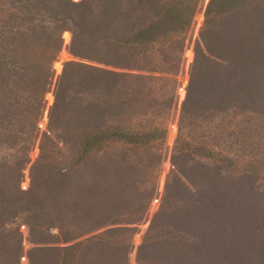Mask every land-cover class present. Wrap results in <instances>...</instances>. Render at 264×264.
Listing matches in <instances>:
<instances>
[{
  "label": "trees",
  "instance_id": "obj_1",
  "mask_svg": "<svg viewBox=\"0 0 264 264\" xmlns=\"http://www.w3.org/2000/svg\"><path fill=\"white\" fill-rule=\"evenodd\" d=\"M201 2L0 0V149L13 153L0 157L3 247L13 242L8 225L22 217L34 233L56 228L53 242L84 237L37 247L38 259L55 255L65 264L71 251L79 264H130L136 225L149 217L157 189L143 187L141 164L154 167L168 155L127 145L108 154L115 146L104 142L136 135L125 122L155 111L161 81L173 82L164 99L175 107L178 79L165 75L184 67ZM64 31L74 58L56 76ZM189 74L181 120L237 111L264 119V0H209ZM45 116L55 137L41 131ZM44 139L62 143V158ZM169 159L174 172L137 264H264V188L256 176L190 149L174 148ZM22 236L10 245L17 256Z\"/></svg>",
  "mask_w": 264,
  "mask_h": 264
},
{
  "label": "rangeland",
  "instance_id": "obj_2",
  "mask_svg": "<svg viewBox=\"0 0 264 264\" xmlns=\"http://www.w3.org/2000/svg\"><path fill=\"white\" fill-rule=\"evenodd\" d=\"M208 2L209 0H202L199 11L196 14L195 24L190 32L189 42L185 49L184 67L181 73L178 76L162 74L168 79L176 77L178 79L175 107L173 109L170 108L168 104L171 103L165 100L168 98H165V96L173 87V82L168 81L169 83L167 84L161 81L155 88V102L159 103L158 107L154 108L155 111L152 112V110H150L151 112L148 115L134 116L131 120L125 122L127 129L136 135L126 138L128 134H125L127 136L121 139L117 138L114 144L111 142L110 138L104 142L110 144V146H115L112 149H104L105 153L108 154L120 151L121 149L119 148L127 145L133 146L140 151L162 150L168 155L161 163L154 167H147V160H143L141 164L142 168H144V174L140 178L141 181H144L143 187L150 188L154 184L157 185L154 201H151L149 207L150 218L159 209L162 202L165 181L171 178L174 172L169 159V155L174 148L190 149L197 157L222 164L235 173H252L256 176L261 187L264 188L263 117L256 113L248 114L247 112L239 113L237 111V113L233 112L231 115L228 114L225 116L211 115L209 117L193 118L192 122H190L189 119L181 120L183 114L182 102L185 99L186 88L190 79V65L194 59V43L199 36V30L204 21V11ZM63 36L64 46L55 63L56 76L62 71L63 63L68 59L74 58L68 51L71 33L69 31H64ZM51 93L52 91L47 94L49 103L52 100ZM39 123L41 131H47L48 135L55 137L53 130L50 133L48 132L47 116ZM180 125L182 126L181 130L179 128ZM136 136L139 138L138 141H136L138 139ZM112 137V139H114V136ZM43 143L46 147V151L54 149L55 153L53 156L62 158L65 151H58L59 148L66 149L63 148L61 145L62 143L57 146L58 148L48 139H44ZM40 151V141L38 140L34 148L30 150L31 162L25 172V179L22 184L23 188H27L30 185V167L38 158ZM12 155L13 153L6 152L5 149H0V157L6 156L12 158ZM149 217L147 220H143L140 224L136 225L137 231L133 236L134 247L130 253V264H137L136 255L138 246L141 244L143 236L149 226ZM23 222H25V220L19 217L14 223L8 225L9 230L13 229V234H11L12 244L15 243V241L16 243L18 242L19 232H22V251L20 256L15 255L14 252L17 245L12 249V247H10V245L13 246L11 243L6 242V244L8 243L7 246L3 247V243L0 242L2 243V245L0 244V264H57L55 255L53 258H47L50 259L47 261L46 259H38L37 257L40 256V254L36 251V248L40 246H68L77 242L79 243L80 240L84 239V237H82L70 242H53L48 234L49 232L57 233L58 231L56 228H51L49 231L36 227L34 233V230H30L29 225ZM43 230L46 233L44 236L42 235ZM65 257L66 260H63L66 261L65 264H79V260L77 262L78 258L75 259L74 253L71 251L65 253Z\"/></svg>",
  "mask_w": 264,
  "mask_h": 264
}]
</instances>
